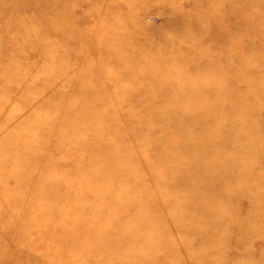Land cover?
<instances>
[{
	"label": "rangeland",
	"instance_id": "1",
	"mask_svg": "<svg viewBox=\"0 0 264 264\" xmlns=\"http://www.w3.org/2000/svg\"><path fill=\"white\" fill-rule=\"evenodd\" d=\"M234 73L246 74L250 89H260L261 96L249 105L234 99L214 118L221 125L215 138L223 139L218 147L227 150L202 158L184 153L181 143L163 141L157 147L151 141L169 134L157 116L180 114L159 111L165 102L179 97V102L221 104L233 98L224 95L230 86L240 89L231 80ZM49 75L53 88L34 92L33 85ZM263 78L264 0H0V254L20 252L30 258L27 264H264L263 257L246 253L235 260L229 245L213 243L212 249L182 238L190 233L197 239L203 227L179 221L185 203L207 207L219 199L223 205L236 189L234 203L219 208L220 217L232 222L251 217L248 200L264 183V172L248 175L247 166L254 167L257 158L236 168L250 188L233 185L231 193L223 179L212 185L211 180L181 181L178 175L193 173V166H216L221 159L216 169L226 175L236 167L228 149L240 148L238 139L251 138L252 132L261 138L255 153L263 152ZM22 96L30 107L10 114ZM52 97L60 101L47 121L50 112L42 105ZM97 104L100 109H91ZM251 112L259 126L251 129L246 122L247 133L240 122ZM70 116L79 121L63 119ZM86 116L96 123H82ZM24 124L32 127L23 131ZM64 124H73L80 134L60 143L53 127ZM211 136L201 140H217ZM115 141L119 149L102 150L96 158L101 144ZM106 160L111 161L104 167ZM26 183L29 189L23 191ZM45 183L55 187L54 196L41 197L37 208L34 201L41 200L35 191ZM179 186L198 190L178 193L173 207L167 199ZM184 214L205 219L199 212ZM251 248L263 250L264 242Z\"/></svg>",
	"mask_w": 264,
	"mask_h": 264
},
{
	"label": "bare ground",
	"instance_id": "2",
	"mask_svg": "<svg viewBox=\"0 0 264 264\" xmlns=\"http://www.w3.org/2000/svg\"><path fill=\"white\" fill-rule=\"evenodd\" d=\"M100 1H103V0H100ZM39 26H40V24H39ZM40 28H42V32H47V30H48L47 29L48 27L46 25L45 26L42 25V26H40ZM27 30H29V29H27ZM8 52H9V50L5 51V53H8ZM242 63H243V61H242ZM245 64H246V61H245ZM43 80L44 81L42 83L38 82V84L36 83L33 85L32 89L34 92H36V91H38V92L39 91L40 92L48 91V90H51L53 88V83H54L53 75L46 76L45 79H43ZM231 80H235L237 82V86H239L240 89H238V88L235 89L234 87L231 88V86H230V88L227 89V92H224V95H225V97L227 95H229V96H231V98L232 97L233 98L232 99H229L228 97L224 98V100L221 101V104H216V103L210 104V102H208V104L198 105L199 104V102H197L198 100H195V101H193V100L181 101L180 100V102H179V100H178L179 97L173 98V99H176L175 101H172L170 99L169 100L170 102L169 103L165 102L167 104H164V105H163V103H164L163 102L162 103L163 106L161 105L162 107H160L159 111H161V112H163V111L164 112L176 111V112H179L180 114L179 115H177V114H175V115L165 114V115L157 116L158 119L165 120V122H166L165 126L167 127L169 134L165 135L164 133H160V135L158 137L151 138V141H153L157 147L160 146L159 143L163 142V141L164 142L167 141L168 144L181 143L182 148H183L182 151H184V153L192 154V155L199 156L202 158H204V156H206V154H209V153H215L216 154L219 152H224V149L227 150V148L218 147V145H220V143L222 142L221 140H223V139L220 136H219V138H217V137L215 138V136L218 134V131H220L221 125L219 126L214 121V118L217 117L222 111L230 108L229 104H234L233 103L234 99H239V100L241 99L242 101H246L247 104L249 105V102L254 100L256 98V96H261V90L260 89H256V90L250 89V87L248 86V79L246 77V74H241V75L236 74V73H234L233 75L231 74ZM36 85H38V86H36ZM184 86H185V84H184ZM180 88L182 90L184 87L181 86ZM178 90H179V88H178ZM201 91H202V89H201ZM182 93L184 94L183 91H182ZM185 95H186V93H185ZM164 99H166V98H164ZM262 99H263V97H262ZM59 101H60L59 99L52 97L51 99L46 101L45 104L42 105L43 108L48 109L50 112V114L47 116V118H48L47 121L52 120L54 118V114L52 112L55 111L54 108L57 106V103ZM19 102L21 104L19 106V108L17 107L15 110L12 109L10 114L16 115L19 110L21 112L22 108L27 109L30 107L29 103L27 104V102H28L27 97L22 96L20 98ZM96 102H100V101H95V104H96ZM263 107H264V105H263ZM235 108H239V106L233 107V110ZM91 109H93V110L100 109V106H99V104H97V105H94ZM200 110L203 111L204 114L199 115L198 118H196L192 114L181 113L183 111L186 112V111H200ZM253 110L255 111V109H253ZM253 110H251V111H253ZM254 114L255 113H253V112L249 113L248 114L249 116L247 117V119L245 118V120L241 121L240 123L245 124L246 122H249V124L251 123L249 128H251L253 126V124L255 123L254 121H253V123L251 121V120H253ZM259 115H260V113H259ZM134 118H136V117H134ZM63 119L64 120L67 119V121H73V119L77 122L79 121L78 118H74L71 116L63 118ZM233 119L235 120V118H232V117L228 118L229 121H231V120L233 121ZM260 119H262L261 116H260ZM137 120L139 121V119L136 118V119H134L133 122L136 124ZM11 121L14 122V120H11ZM86 121L89 122V124H91V122L93 124L96 123V121L94 119H90L87 116L84 117V120L82 123H85ZM118 123L122 125L124 122H123V120L120 119L118 121ZM240 123H239V125H240ZM72 125L64 124L61 128L53 127L60 143L61 142L65 143L67 140L69 141L70 136L72 137L73 135L75 136V134H80V132L79 133L77 132L78 129ZM247 125L245 124V127ZM257 125L254 126L256 130L258 129ZM31 127H32V125H30V124H24L22 126V129H23V131H27ZM243 127H244V125L242 126V128ZM251 129H253V127ZM246 131H247V133L248 132L251 133V131H249V129ZM260 133H261V131H259V136L260 137L263 136V134L261 135ZM252 134H251L252 135L251 138L242 139V137H241L240 139H238V140H240L239 143L241 144L240 148H236V150H234L233 152H231L228 149V153H231L233 156L234 161H233L232 165H234L236 167L230 168V170L227 171V174L224 175L226 178H224V176L220 175L219 171H217V169H216L217 165L220 166L223 164V163H221L223 161L221 159V162L218 160L217 165L215 166V164H214V166H212V167L210 166V168L206 167V166L205 167H203V166L190 167L191 172H193L191 174H187L185 172L184 173L179 172L178 175H180V177H181L180 180L183 181V180H185V178L186 179L190 178L192 180L196 179V180H199L201 182L211 180L212 185H213V183L219 185L222 182V184H224L228 188L229 193L233 192L234 189H231L233 185H234L233 187H237L240 189L241 188L245 189V187L250 188L249 185L247 186L243 181L239 180L238 176L240 174L238 175L236 173V168H237V166H240L238 164L242 163V161L246 162V163H244V165L246 166L247 165V159L250 160L251 158H255V159L257 158V161L254 162V167H252L253 164L247 166L249 168L248 175H251V174L257 172V170H259V172H264V150H263V152L256 151V153L254 151V150H256V148H258V144H260L261 138L259 139L258 136L256 135V134H258L257 131H256V133L252 132ZM49 135H50V132H49ZM206 135L209 137L212 135L211 138L217 139V140H214L213 142L208 141V143H204L201 140V137L206 136ZM47 138H48V134L46 133V134H44V138L42 140V144L44 146L46 144L43 142H46ZM116 141L119 145H121L123 139H119V137H118L116 139ZM116 141L114 143L111 142L110 144L105 145V147L102 146L103 144H101V147L98 148L96 151V158L99 155V152L101 153L102 150L119 149V146L116 144ZM241 141H242V143H241ZM228 142H229V145L234 143L235 147H236V143L234 141L230 140ZM165 148L169 149L170 153L173 151L172 148H169V147H165ZM260 148H261V146L259 147V149ZM221 150H223V151H221ZM3 151H5V150H3ZM182 151H180L178 153L179 156L182 155ZM216 151H218V152H216ZM7 152H9V151H7ZM175 153H177V152H175ZM110 161L111 160H106L104 162V167L107 166ZM169 170H172V168ZM246 173H247V171L244 173V175H246ZM70 175H74V173H71ZM231 177L234 179H232ZM95 179H98V178H95ZM221 179H223V180L221 181ZM230 180H233V183H231ZM239 181L242 182V184H238ZM263 181H264V177H263ZM21 188L23 191H27L29 189V186L26 183ZM54 188L55 187L51 183L41 184L38 188H36V191H35L36 196L38 198H40V200H41V201H39V199H37L38 202L34 201V204L37 208L39 207L40 202H42L41 197H46L47 199L51 198V197L53 198ZM261 188H262V190L258 196L256 195V197L248 200V206L253 208V215L252 216L250 215L251 217H249L245 220L244 219L241 220V218L239 217L240 221H235V222L234 221L232 222V221H229L226 219L225 220L222 219L220 217L221 214L218 213V210H219V208L224 207L225 203H226L225 204L226 207H228L229 205H232V203H234L233 199L235 198V194H236L234 192L238 191V189H236L232 193L234 195V198L231 199L230 201L227 199V198H229L230 195H228L226 193L227 198L225 197L226 200H223V205L218 202L219 199H216L215 201L213 200L214 205L207 206V207L195 205L194 203H185L183 205L184 208L182 210V213H180V215H179V217H180L179 221H182V222L186 223L187 225L189 224V226L193 225V227L202 226L203 228H201V229L203 232H201L198 235L197 239H192L190 237L191 236L190 233H185L182 236V238L184 237V239H186V240L191 239V240L195 241V243L197 245H200L202 247L212 244L211 247L208 246L209 248H212V249H213V247L215 248L213 243H218L217 245H219V243H221L220 245L232 246L233 247V255L235 256V260H239V259H237L238 257L242 258L243 253H244V255L246 253L247 256L248 255L252 256V258L255 256L256 257L259 256V257H263L262 259H264V249L260 250L258 248L260 251L259 250L255 251L254 249L251 248V246L254 245L256 242H262V241L264 242V183H263ZM197 190L198 189L196 187H193V186H185L183 188L179 186L177 188V190L173 189V191H170L171 194H173L174 192H175V194L172 196H169L167 201H169V203H171V205H172L175 203V196L178 195V193L181 192L184 195L185 194L193 195L194 193L197 192ZM224 191H226V190H224ZM42 193H44V194L41 195ZM45 211H48V213H50V210L45 209ZM185 212H188L189 214H191L192 212H194V213L199 212V213L203 214L205 219L194 221L192 219L187 218V216L184 214ZM251 214H252V212H251ZM83 222H85V221L82 220V223ZM221 233H223V234H221ZM180 235H182V234H180ZM182 242H183V240H182ZM119 246L126 248L127 243L121 242V243H119ZM145 247H147V246L145 245ZM197 248H199V247H197ZM205 249H200L199 252H204V251L206 252ZM197 250H196V252H197ZM208 250H210V249H208ZM231 253H232V251H231ZM116 254H118V253H116ZM188 254L191 255V252ZM227 256H228V254H227ZM209 257L211 258V256H209ZM28 259L30 260L29 257L24 256V254H21L20 252H14V253L11 252L9 256L4 255V253L0 254V264H27ZM214 259H215V257H214ZM164 260H165V258H163L162 261L164 262ZM88 261H90V260H88ZM209 264H211V263H209Z\"/></svg>",
	"mask_w": 264,
	"mask_h": 264
}]
</instances>
